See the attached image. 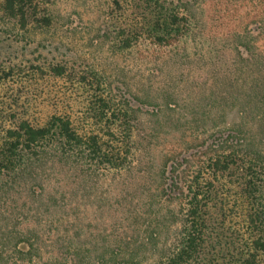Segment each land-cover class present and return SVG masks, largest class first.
Listing matches in <instances>:
<instances>
[{"label": "rangeland", "instance_id": "rangeland-1", "mask_svg": "<svg viewBox=\"0 0 264 264\" xmlns=\"http://www.w3.org/2000/svg\"><path fill=\"white\" fill-rule=\"evenodd\" d=\"M4 2L0 157L7 132L23 121L46 126L67 117L82 136H102V100L131 104L139 152L124 174L84 178L56 163L0 174V240L7 247L0 248V264H159L182 218L178 203L160 197V165L186 157L182 176L205 152L206 131L239 123L241 104L264 83V0H35L38 14L26 29L7 17ZM187 3L192 29L171 46L159 45L157 23ZM240 35L255 45L254 55L238 46ZM126 39L133 48H124ZM57 67L63 76L55 75ZM221 93L237 106L225 116L208 108L223 101ZM168 98L176 101L173 111L165 108ZM84 159L86 167L95 164ZM217 184L224 210L212 211L196 264H236L250 251L235 179ZM21 233L35 237L30 255L14 249ZM24 247L30 252L26 244L18 250Z\"/></svg>", "mask_w": 264, "mask_h": 264}, {"label": "trees", "instance_id": "trees-1", "mask_svg": "<svg viewBox=\"0 0 264 264\" xmlns=\"http://www.w3.org/2000/svg\"><path fill=\"white\" fill-rule=\"evenodd\" d=\"M4 11L10 20L16 21L21 29H26L31 18L37 16L35 0H4ZM184 9V13H183ZM178 15H170L163 23H157V33L161 34L157 41L161 46H171L174 42L192 29V16L187 3L180 9ZM36 14V15H35ZM50 26V19H43ZM264 27V20L261 23ZM156 28V27H155ZM264 30V29H262ZM264 35V34H263ZM238 46L247 54H253L255 45L247 37L238 36ZM124 48H133L131 40L122 41ZM260 61L264 59V50L259 52ZM56 76H63L64 69H54ZM254 95L244 100L239 110L240 121L225 127H214L206 131L204 139L205 152L199 156V161L180 176L186 157L176 163L169 160L160 165V197L169 203H178L181 219L180 232L175 242L168 247L167 255L159 264H196L199 254L207 244L213 210H224V203L218 199V182L221 178L235 179L239 210L242 211L251 241L250 251L236 264H262L264 257V83H259L253 89ZM220 103L216 101L209 110L222 108L223 116L226 110H235V104H229L227 93H221ZM234 98L229 96V98ZM102 115L99 117L105 129L100 135L82 136L67 117H53L46 126H34L29 121H23L16 130L6 134L7 145L0 157V174H14L18 171L30 174L35 166V172L53 163L60 165L66 172L80 175L84 178L101 176L107 172L124 174L128 168L138 164L137 148L134 142L136 120L131 104L122 102L120 106L111 107L112 101L103 100ZM139 103L138 99H134ZM176 101L168 98L165 108L175 110ZM134 105V104H133ZM160 115V114H159ZM157 117H160V116ZM156 116V115H155ZM225 118V117H223ZM205 121L202 123L206 127ZM138 123V122H137ZM58 141L59 146L54 147ZM54 148V149H52ZM84 160H91L97 165L84 166ZM181 157V156H180ZM33 234H19L13 237L14 249L21 255L32 254L34 245ZM37 237L38 234H35ZM12 243V241H11ZM19 244L29 245L30 252L25 247L19 249ZM0 240V248H7ZM21 248V247H20ZM247 248V247H246ZM74 256L79 258L80 249H75ZM1 258H4L3 253ZM119 264V263H116Z\"/></svg>", "mask_w": 264, "mask_h": 264}]
</instances>
